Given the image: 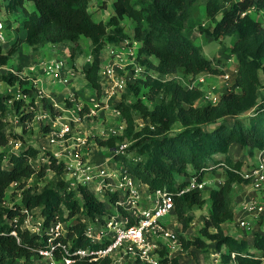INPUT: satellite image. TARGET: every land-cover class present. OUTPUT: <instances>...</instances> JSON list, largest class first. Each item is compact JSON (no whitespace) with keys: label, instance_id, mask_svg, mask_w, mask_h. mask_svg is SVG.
<instances>
[{"label":"trees","instance_id":"16d2710c","mask_svg":"<svg viewBox=\"0 0 264 264\" xmlns=\"http://www.w3.org/2000/svg\"><path fill=\"white\" fill-rule=\"evenodd\" d=\"M198 1L113 0V14L104 22L94 20L90 0H3L6 14L23 13L25 36L6 50L0 44V67L17 53L22 42L29 45L33 55H37L45 44L67 43L68 57L74 61L83 53L80 44L83 36L90 40L91 62L81 72L99 100L102 87L98 69L104 47L124 39L139 42L137 60L146 70L145 77L127 84L128 92L136 96L133 101H128L122 94L114 105L120 111L125 128L121 135L98 138L97 144L113 150L119 140L130 141L127 148L136 150L141 159L132 161L125 155L114 154L115 161L119 163L117 169L128 170L151 191L159 187L174 190V185H184L190 176L202 181L205 172L223 168L222 183L209 191L210 207L199 228V235L184 239L179 234L182 248L187 251L195 247L206 252L209 241H213L218 250L223 246L226 248L227 252L221 253V261L225 264L232 260L236 264H260L264 258V232L253 231L249 241L244 236L248 233L231 236L223 231L222 224L234 215V185L244 181L239 174L243 161L232 158L229 154L231 146L244 149L251 157L264 148V121L260 120L264 113V99H259L260 89L264 88L259 79V72L264 70V26L248 12L251 8L255 14L262 10L264 0H202L205 15L213 24L200 30L218 41L235 34L229 51L237 63L229 89L220 94L215 103L202 104L198 100L204 91L188 87L176 76L179 73L192 77L200 73H223L225 62L219 58L216 61L206 58L201 48L184 34L185 22L192 16ZM228 1L231 5L222 10ZM27 2L33 3V10L26 9ZM219 13L220 17L216 18ZM124 19L133 23L131 35L125 32ZM21 70L18 65L16 72L0 73V82L16 85L19 91L31 98L30 104H34L39 97L38 88L30 83L27 76L19 75ZM139 94L153 106L150 108ZM10 98L12 95L0 92V147L9 142L6 133L9 107L6 101ZM38 100L44 108L52 111L53 106L44 95ZM24 104V99L13 100L14 110L27 120L33 117V113L22 114ZM71 104L67 100L66 105ZM84 110H89L88 106L83 105L80 113ZM246 115L250 118L240 120ZM137 117L147 122L137 128ZM175 123L180 124L177 132L172 131ZM37 153V149L27 145L19 153L9 155L8 165H5L6 154L0 150V264H32L36 250L47 246V234H32L28 228L22 227L27 214L36 208H40L43 218L42 231L53 221L68 223L72 218L75 220L67 225L65 236L60 237L69 245L70 251L95 246L85 234L84 218L93 220L96 216L101 218L111 214L112 209L106 206L104 199L84 184L69 189L61 180L45 183L39 192H32L30 187H26L27 179L33 176L41 178L48 169L56 174L65 173V163L58 162L50 152L45 153L47 163L36 167L33 163ZM218 154L223 156L221 160L214 159ZM176 175L185 178L177 182ZM13 183L21 190V205L8 207L2 201ZM116 199V194L109 195L113 204ZM204 203L205 198L199 190L174 196L175 215L182 232L188 229L194 218L192 211ZM118 209L125 214L122 208ZM231 252L234 258L230 256ZM190 254L195 255V252L191 250ZM56 256L59 257L58 251ZM106 262L108 259L88 262L81 258L77 264ZM172 262L179 264L175 257ZM193 264L199 263L195 261Z\"/></svg>","mask_w":264,"mask_h":264},{"label":"built area","instance_id":"2783aa9c","mask_svg":"<svg viewBox=\"0 0 264 264\" xmlns=\"http://www.w3.org/2000/svg\"><path fill=\"white\" fill-rule=\"evenodd\" d=\"M252 11H254L252 8L248 10L249 13H252ZM261 11L259 13H262ZM4 13L3 4L0 0V44L5 42L6 17ZM241 14L243 15L245 12ZM134 45V41L124 39L118 44L107 45L102 50L105 55L102 57L101 52L98 69L102 89L99 99L100 105L98 101H95V107L108 108V102L104 97L106 98L109 95L119 98L118 101H120V94L126 91L128 83H133L137 79L145 77L146 70L137 60ZM89 58H91L90 55ZM39 63L44 75L49 76L52 80L68 84L71 71L65 66L63 59H41ZM235 73V69L232 71H227L226 68L223 69L220 77L226 86L231 84ZM194 77L195 80L192 83H187V86L200 88L197 83H205L204 77L201 74ZM30 83L35 85L32 81ZM19 92L20 95H12V98L6 101L7 105L10 102L13 103L14 99L25 100L27 98L25 94ZM38 92L39 97L43 95L39 88ZM209 93L211 91L204 92L202 98L215 103L218 97L212 99V96H208ZM262 95L264 99V91H262ZM37 101L40 102L35 100L34 104L39 108ZM51 104L53 107L55 106V103L52 102ZM89 111L96 114L94 108H89ZM111 113L121 118L120 111L117 108L113 107ZM34 117L35 119H43L49 117V114L41 112L39 115H34ZM146 122V120L140 118L139 125L142 126ZM52 123L54 127L59 123V127H52L53 129L47 135L48 142L52 145L65 143L69 148L68 153L65 155L67 159L63 162L65 163V174H69L73 179L70 181L65 180L67 187L74 189L78 184L86 185L102 199L107 198L109 208L112 209L113 213L102 216L103 218L96 216L90 223L86 221L85 234L95 246L77 248L73 251H70L68 244L60 240L61 236H65L64 222H51L41 232L48 235L47 246L39 247L34 256L44 258L45 264H77V261L81 258L88 262H99L108 259L106 264H176L172 262V258L178 251H184V249L178 234L170 230L162 222V218L175 214L174 196H180L191 190L203 191L207 186V180L198 181L194 176H190L186 179L184 185H174V190L159 187L151 191L124 168L118 169L122 170V175L117 178L114 170L109 171L105 167L94 166V164L85 160L80 149L85 146L86 139L82 136H74L73 139L76 143L69 142L73 131L70 122L56 117ZM124 128L125 122L121 118L120 129H113L111 134L121 135ZM127 146L128 141L119 140L113 148L114 154H123ZM59 154L56 151L54 156L58 158ZM253 156H255L254 161L252 159L246 161L247 163H244L241 171H239L244 181L236 184L249 185L253 194L242 199L234 207V211L237 209L242 210L244 213L243 216L234 218L233 215L232 218L236 227L243 233L254 231V221L257 218L264 219V200H262L264 195V148L258 150ZM221 183L222 178L216 180V185ZM236 185H234V188ZM113 193L117 196L114 204L109 200V195ZM118 207L122 208L125 214L119 211ZM12 233L14 234V231ZM56 251H58L59 257L56 256ZM230 256L234 258V253L231 252ZM260 264H264V258H262Z\"/></svg>","mask_w":264,"mask_h":264},{"label":"rangeland","instance_id":"374dc122","mask_svg":"<svg viewBox=\"0 0 264 264\" xmlns=\"http://www.w3.org/2000/svg\"><path fill=\"white\" fill-rule=\"evenodd\" d=\"M3 3V0H1ZM99 1L95 0H90V3L93 5L95 3H98ZM231 5V2L228 1L222 6V10L227 9ZM105 6V7H104ZM31 7V6H30ZM92 5H90L91 9ZM33 8H31L32 10ZM99 11L95 12L93 14L94 20H106L108 16L113 12V6H112V0H108V5H107V0L102 1L101 5L98 7ZM261 11V10H260ZM259 11V12H260ZM255 11H252V16L255 17L263 26H264V8L262 9V13H259ZM6 17V27L4 29V34H5V42H3L1 45L3 48L6 50L8 49L12 43H14L17 39L23 38L25 36V30L23 27V14L22 12H14L13 14H6L4 13ZM220 17V13L216 16V18ZM191 20V24H188L187 22ZM261 20V21H260ZM188 21L185 23V29H184V34L191 38L193 41L194 45L199 46L201 48L202 54L209 59H214L216 61L217 58L221 59L222 62H225V66L222 67V70L224 68L227 69V71H232L236 70L237 68V63L236 59L233 55L230 54L229 48L232 45L236 35L233 34L231 36H227L222 38L221 40H213L211 37H209L205 32H202L200 29H207L208 27L212 26V21L206 17L205 15V10H204V5L202 0H199L197 4L193 7L192 10V16L188 19ZM124 26H125V31L131 35L132 34V26L133 23L129 19H124L123 20ZM192 32V33H191ZM80 44L83 48V53L78 56L73 63L74 70L76 72H79V74H83L81 71L84 67V63L88 65V62H91V58H89V49H90V42L89 39L86 37H81L80 38ZM46 45V44H45ZM45 45L41 46L39 50L44 47ZM109 46L113 44H108ZM140 47V43L137 42L134 45V51L137 53L138 48ZM68 49V48H67ZM31 49L28 44L25 42H22L20 46L18 47L17 53L11 57L8 60V64H12L15 60H18V58H25L26 55H29ZM62 50H58L56 54L52 53L49 51L47 48H45L44 52L41 53V56L45 58H50L54 57L57 55V57L64 59L66 62L69 64L71 63V60L69 57H63L61 55ZM32 52V51H31ZM68 52V51H67ZM33 55V54H32ZM104 52H102V57H104ZM35 57L40 56V53L38 51L37 55H33ZM90 59V60H89ZM89 60V61H88ZM22 68V66H21ZM220 68V67H219ZM73 71H71V74H73ZM153 75H156L154 72H152ZM204 77V82L202 83H197V85L205 92L207 93L208 91H211V93L208 94L209 97L212 96L213 98L219 97L220 94L224 93L227 91L230 87L231 84L226 86L224 82L222 81V78L220 77L221 74H210V73H200ZM24 76V75H23ZM22 76V77H23ZM72 76V75H71ZM179 80L186 84L187 83H192L195 80V77H190L189 75H183L179 73L176 75ZM39 78V86L43 88L45 91H50L55 95V106L53 107L52 111H50L48 108H44L42 106L41 102L37 101V104L40 106L37 108L35 104H30L31 98L27 96L25 98V104L21 108L22 114L25 113H33V117L27 120L22 119V115L14 110L13 103H9L8 107V113L6 115V133L9 135V142L4 146L0 147V150L4 151L6 154V157L4 159L5 165H8V156L14 153H19L23 148H25L27 145L35 148L38 150L36 160L34 161V165L36 167H39L40 165H43L47 163V158H46V152H50L52 155L56 151H58L59 157L57 158V161H65L66 154L68 153L67 144L65 143H60L58 145H52L48 142L47 135L49 132L53 129V123L54 119L58 117V119H62L65 121H69L73 131L71 134V140L69 142H73L74 144L76 141L73 139L74 136H82L83 138L86 139V144L84 147H82L80 150L82 151L83 157L85 160L88 162L94 164V166L97 167H105L109 171L114 170L116 177H121L122 175V170H118V164L115 161V156H114V151L113 150H107L106 147L99 146L97 144V139H105L109 137L111 134V131L113 129H120V124H121V118L116 117L111 114V112L106 110L104 112V108H97L95 107V103L92 105L86 95H82L83 98L78 96L76 92H73L72 94L68 95L66 94V84L62 83L61 81L58 80H52L49 76H46L44 74H41L39 72L38 76L34 75V77L31 78ZM259 79L261 82L264 83V70H261L259 72ZM214 88H213V87ZM5 83L3 84L2 82L0 83V92L2 91L3 94L5 95H20L19 90H15L11 93L6 92L7 90L4 89ZM128 87L125 92H122L120 94V99L121 95L124 94L127 97L128 101H133V99L136 98L134 97L130 92H128ZM212 89V90H211ZM261 94L259 96V99L263 100V95L262 91L264 89H260ZM87 91V90H86ZM85 91V92H86ZM89 91H92L91 89H88L87 94L90 93ZM141 98L144 99L145 103L148 104V106L151 108L153 106V103L148 101L146 97H142L141 94H139ZM79 97V98H78ZM38 100L39 97H36ZM218 99V98H217ZM67 100L72 103L71 106L66 105ZM99 102V100H97ZM96 101V102H97ZM13 102V101H12ZM88 102V104H87ZM211 101L209 99H204L201 98L198 100L199 104L202 103H207ZM52 102H50L51 104ZM100 105V102L98 103ZM52 105V104H51ZM82 105L86 106H91L89 107L90 109L94 108L96 114L90 113L89 110L80 113V110L82 109ZM103 104L101 103V106ZM43 110V111H42ZM44 113L47 112L49 114V117L43 118V119H35L34 115H39V113ZM250 118V115L242 116L240 117V120L248 119ZM261 121H264V113L260 117ZM140 123V118L137 117L136 124L137 128L141 127L139 125ZM55 127H59V123ZM54 127V128H55ZM180 128L179 123H175L173 125V132H177L178 129ZM17 143H19L17 145ZM118 143V142H117ZM130 141H128V144ZM128 147V146H127ZM237 147V146H236ZM79 149V147H78ZM122 155H125L129 160L132 161H137L141 159V156L137 155L136 150H129L126 148L124 153ZM232 158L235 160H242L243 164L247 163L246 161H251L250 159H254L255 156H248L247 152L244 149L240 148H233L231 151ZM216 160L222 159L223 156L221 154H218L217 156H214ZM254 161V160H253ZM211 165H214V163H210ZM215 168L214 170L212 169L213 172H205L204 174V179L207 180V186L206 188L202 191V195L205 198V203L199 208H195L192 211V214L194 215L193 221L190 223L188 229L184 232L181 230L178 231L179 234H182L184 239H193L195 236L199 235V228L203 225L204 218L207 215V212L210 207V198H209V191L211 188L216 186V180L224 177V170L223 168L218 169ZM190 170V169H189ZM215 171V173H214ZM192 172V170H190ZM209 177V178H208ZM185 176H179L176 175V180L177 182L184 180ZM73 178L69 174H56L54 171L48 169L45 176L43 177H37L33 176L29 179L26 180V187H30L32 192H39L42 188V186L45 183L48 182H53L56 183L61 180H66L70 181ZM236 194L239 195V198L245 199L248 198L249 196L253 195L251 188L249 185H236L233 191V197H236ZM262 200H264V195L262 197ZM105 204L107 207H110L109 202L107 201V198H104ZM2 204L8 207H13L15 205L20 206L21 205V190L17 188V185L15 183L11 184L3 198ZM111 213H113L112 210H110ZM43 218L40 215V208H36L30 213L27 214L26 221L22 225L23 228H28L32 234H37L42 232V227H43ZM85 221L88 223L92 222L91 219H86L84 218ZM176 215L174 217V214L167 215L162 218V222L169 225L170 227H173L172 225H176ZM75 220L72 218L68 223H64V232L66 233L67 229L66 226L69 224L74 223ZM178 222V221H177ZM234 226L236 227L235 223H233ZM232 225V224H231ZM234 226H230V228L225 227V230L227 234L231 233L230 231L233 230V232L237 229L239 232L236 234L238 236H242V231ZM174 228V227H173ZM255 231H260L264 232V219L263 218H257L254 221V232ZM253 232V231H252ZM252 232H249L248 234L244 235L247 237V240H251L252 238ZM215 242L209 241L208 243V249L206 252L204 251H199L195 255H191L190 252L185 251L187 255H190L191 261H197L199 264H207L209 261V253L216 254L218 251H216L213 247V244ZM225 247L223 246L219 251L220 255L222 252L225 251ZM201 257V258H200ZM216 257V255H214ZM213 257V258H214ZM213 260V259H212ZM212 260H210L212 262ZM184 263H188L186 258L183 260ZM32 264H45V259L41 257L34 256L33 257V262ZM213 264V263H212ZM230 264H236L235 260H232Z\"/></svg>","mask_w":264,"mask_h":264},{"label":"crops","instance_id":"0c3cea01","mask_svg":"<svg viewBox=\"0 0 264 264\" xmlns=\"http://www.w3.org/2000/svg\"><path fill=\"white\" fill-rule=\"evenodd\" d=\"M96 1V0H95ZM97 1H99L98 3H95L94 5L92 4V3H90V5H92V7H91V9H90V11L92 12V14H94L95 12H98L99 11V9H98V7L101 5V3H102V1H105L106 2V0H97ZM107 5H108V0H107ZM31 6V7H30ZM112 6H113V0H112ZM25 7H26V9L27 10H29V11H31V8H33L34 9V5H33V3L32 2H27L26 4H25ZM105 7V6H104ZM32 9V10H33ZM23 14V13H22ZM113 14V12L110 14V15H112ZM109 15V16H110ZM109 16H108V18H109ZM107 18V19H108ZM106 19V20H107ZM101 20V19H100ZM105 20V21H106ZM191 20L192 19H190L187 23L188 24H191ZM102 21H104V20H102ZM104 21V22H105ZM185 22V23H186ZM133 27V26H132ZM126 32V31H125ZM192 33V32H191ZM24 37V36H23ZM89 42H90V40H89ZM135 42V44L137 43V41H134ZM108 45V44H107ZM106 45V46H107ZM45 48H47L49 51H51L52 53H54V54H56V52L58 51V50H62L60 53H61V55H63V57L65 56V57H68V53H67V51H68V44L67 43H65V44H62V43H59V44H46L44 47H42L40 50H39V53H40V56H38V57H35V56H33L32 55V52L30 51V53H29V55H26V57L25 58H23V59H21V58H18V60H15L12 64H6V65H4V66H2V67H0V73H4V72H6V71H8V70H12V71H16L17 70V66L18 65H20V66H22V70L19 72V75L22 77L23 75L24 76H27L28 78H29V81L31 82H34L35 83V86L37 87V88H39L41 91H42V93H43V95L44 96H46L47 97V99H48V102H55L54 100H55V95L52 93V92H50V91H45L43 88H41L40 86H39V84H38V82H39V78L37 77V78H31V77H34V75H37L38 76V74H39V72H41V74H43L42 73V70H41V66H40V60L41 59H59V57H57V55L56 56H54V57H50V58H45V57H43V56H41V53H43L44 52V50H45ZM105 48V47H104ZM31 49V48H30ZM60 59H62V58H60ZM64 60V59H63ZM65 61V60H64ZM90 62V61H89ZM89 62H88V64H89ZM75 63H73V61H71V63L69 64L68 62H66L65 61V66L69 69V71H73L74 70V68H73V65H74ZM84 66H88V65H86L85 63H84ZM72 75V76H71ZM1 83V82H0ZM4 84V83H3ZM4 89L5 90H7L6 92H8V93H11V92H13V91H15L16 89H17V86L16 85H13V86H10V85H7V84H5V87H4ZM65 89H66V94H67V96L68 95H70V94H72L73 92H76V94L78 95V96H80L81 98H83V96L82 95H87L88 96V98H89V100L91 101L90 103L93 105L94 103H95V101H97L98 100V98H97V96H96V93H95V90L90 86V84L86 81V79L84 78V76H83V74H79V72H76V71H73V74H70V76H69V82H68V84L66 85V87H65ZM88 89H91L92 91H89L90 93H88L87 94V91H88ZM18 90V89H17ZM87 90V91H86ZM86 91V92H85ZM1 93H2V91H1ZM79 98V97H78ZM104 99L108 102V108H104V112L107 110H109L110 112L112 111V108L113 107H115L114 105L117 103V102H119L118 101V99L119 98H115L114 96H112V95H109V96H107L106 98L104 97ZM87 104H88V102H87ZM89 107H91V106H89ZM112 114V113H111ZM238 147V146H237ZM236 147V145H232L231 146V148H230V151H229V154L231 155V151H232V149L233 148H237ZM238 148H240V147H238ZM241 149V148H240ZM232 156V155H231ZM209 178V177H208ZM206 180V179H205ZM241 201V199L239 198V195L238 194H236V197H233V205H234V207H236V205H237V203L238 202H240ZM197 209H199V208H197ZM239 209V208H238ZM244 215V213H243V211L242 210H235L234 211V218L235 217H238V216H243ZM174 217H175V214H174ZM194 219V218H193ZM193 221V220H192ZM234 222H233V219L232 220H230V221H226V222H224L223 224H222V228H223V231L225 230V227L224 226H226L227 227V230H228V228H230V226H234V224H233ZM232 224V225H231ZM170 230H172V231H174L175 233H177L178 234V236H179V232L178 231H182V229H181V224L179 223V222H177V220H176V225L174 224V225H172L173 227H170L169 225H167V224H165ZM235 227V226H234ZM235 229H236V227H235ZM225 233H227L226 231H224ZM231 233H229L231 236H236L237 234V232H239V230L237 231V229L233 232V230H231L230 231ZM182 235V234H181ZM183 236V235H182ZM213 247H214V249L216 250V251H218V253H216V254H213V253H209V261H208V263L207 264H225V263H223L222 261H221V255L219 254L220 253V251L215 247V243L213 244ZM225 249V248H224ZM191 250H193L196 254H197V252L199 251L197 248H195V247H190L189 249H187V252H190ZM252 251H254L255 253H257V251L255 250V249H251ZM224 252H227V250L225 249V251ZM200 255V254H199ZM198 254H197V256H199ZM214 255H216V257H214ZM176 259H178V262H179V264H193L195 261H191V256L190 255H187L186 253H185V251H178L176 254H175V256H174ZM214 257V258H213ZM186 258V260L188 261V263H184V259ZM201 258V257H200ZM213 259V260H212ZM210 260H212V262L210 261Z\"/></svg>","mask_w":264,"mask_h":264}]
</instances>
